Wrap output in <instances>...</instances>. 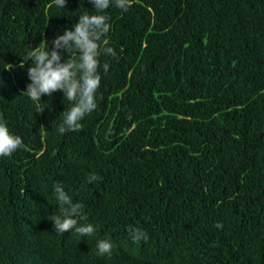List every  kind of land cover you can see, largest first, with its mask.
Segmentation results:
<instances>
[{"label": "trees", "instance_id": "obj_1", "mask_svg": "<svg viewBox=\"0 0 264 264\" xmlns=\"http://www.w3.org/2000/svg\"><path fill=\"white\" fill-rule=\"evenodd\" d=\"M85 11L88 0H0V118L24 145L0 157V264H264V0L110 7L118 59L100 57L83 130L60 134L70 103L24 94L21 58ZM57 182L93 236L55 232Z\"/></svg>", "mask_w": 264, "mask_h": 264}, {"label": "clouds", "instance_id": "obj_2", "mask_svg": "<svg viewBox=\"0 0 264 264\" xmlns=\"http://www.w3.org/2000/svg\"><path fill=\"white\" fill-rule=\"evenodd\" d=\"M94 11H85L78 16L73 29H64L63 34H57L49 42L41 40L35 47H28L21 58L20 67L27 61L31 65L27 68L30 81L26 85V94L32 101L40 102L43 96L52 97L56 92H62L71 107L65 109L62 123L57 131L60 134L83 130L81 121L92 113L96 107V93L101 86L100 57L106 56L118 59L115 49L108 46V34L112 25L107 10L115 7L122 12H128L132 0H88ZM60 9L66 8L67 0H52ZM8 69L12 65L8 64ZM105 74L109 71V63L103 65ZM44 108L38 109L42 113ZM21 137L12 134L6 122L0 118V157H10L18 149L23 148ZM96 174L87 177L88 183L98 180ZM53 194L59 204V214L49 218L53 222L57 234L63 235L73 230L81 237H91L96 233L93 224L79 225V220H86L83 205L73 202L72 197L65 191L61 182L53 185ZM215 227L222 229L219 222ZM128 231L134 242L148 240L146 232L131 225ZM97 254L100 256L112 254L113 244L110 239H100L96 244Z\"/></svg>", "mask_w": 264, "mask_h": 264}]
</instances>
